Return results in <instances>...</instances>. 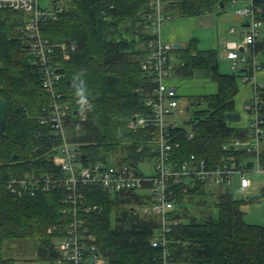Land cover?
<instances>
[{
	"label": "trees",
	"instance_id": "1",
	"mask_svg": "<svg viewBox=\"0 0 264 264\" xmlns=\"http://www.w3.org/2000/svg\"><path fill=\"white\" fill-rule=\"evenodd\" d=\"M234 1L238 0H169L165 16L170 20L221 13ZM62 4L65 10L57 20L42 23V35L57 47L56 63L63 74L59 91L72 109L83 112L80 130L71 127L79 132L72 143L81 146L87 162L108 161L111 156L121 163L143 160L147 133L130 129V124L147 112L144 101L154 89L152 78L142 70L153 50L149 42L156 38L150 0H64ZM254 7L257 19L264 23V0H254ZM29 17L24 11L0 10V97L7 103V124L0 135L1 180L28 171L39 175L57 170L55 158L61 140L50 125L40 121L50 96L42 87L40 71L32 65L27 38L17 29ZM260 48L257 45L258 51ZM174 53L180 59L173 69L176 74L191 76L197 70H210L218 86L216 94L192 99L205 108L186 121L193 127L194 138L182 142L179 160L195 153L211 165L219 163L225 155L223 145L248 134V127L227 120L228 114L237 113L236 98L245 74L222 73L218 53L200 50L196 39ZM81 82L83 107L76 95ZM181 130L188 133L186 128ZM205 188L199 184L188 194L178 191V200L203 194ZM133 192L113 195L99 186L85 187L84 203L92 209L85 216L86 223L107 264H160L161 250L151 243L159 227L155 216L142 217L131 209L117 222L111 220L112 208L131 202L122 198ZM64 196L63 192H50L18 197L0 184V264L17 263L3 255L5 241L29 238L38 241L40 255L50 264L60 259L54 242L60 234L56 230L51 235L48 230L64 224ZM261 198L237 200L224 191L218 196L217 214L200 221L177 211L180 224L170 235L172 264H264V226L248 223L243 208Z\"/></svg>",
	"mask_w": 264,
	"mask_h": 264
},
{
	"label": "built area",
	"instance_id": "2",
	"mask_svg": "<svg viewBox=\"0 0 264 264\" xmlns=\"http://www.w3.org/2000/svg\"><path fill=\"white\" fill-rule=\"evenodd\" d=\"M40 1L0 0V10L10 9L30 14L27 22L18 29L27 38L32 65L40 71L42 87L50 96V103L42 109L40 121L50 125L61 140L60 152L55 158L57 170L39 175L28 171L20 176L0 178V184H4L7 191L18 197L50 192L65 194L62 202L66 206L63 210L66 219L64 224L54 228L60 234L57 249L59 261L63 264H98L103 259L96 237L86 223L85 216L92 209L84 203L85 187L99 186L113 195L123 191L141 192L150 203V207H145L144 211H151L159 222L151 240L152 246L161 250L160 264H172L170 235L180 224V218L176 217L178 191L188 194L199 184L228 187L234 183L247 191L254 186L253 175H264V87L256 82L257 73L262 69L256 61L257 39L262 23L256 17L254 0H248V7L236 10L248 21L245 51L241 52L236 44H228L227 51V58L232 61L234 70L240 65H247L249 69V75H244L241 81L253 84V98L245 106L250 118L248 134L244 139L225 143L224 157L212 165L209 160L195 153L183 161L177 155L182 142L191 141L194 135L181 130L184 127L180 124L183 110L179 93L168 84L173 73L171 57L175 47L163 41L161 29L165 20L169 19L163 15L169 0H150L154 8L150 19L152 33L156 38L149 42L153 50L142 63V70L152 78L154 89L144 101L147 112L136 116L130 124V129L147 133L146 154L139 161L144 170L139 169V162L134 161L122 162L120 166L112 165L109 160L87 162L88 155L83 159L86 154L81 146L70 142L68 129L72 127L76 131L80 130L83 112L73 117L75 110L59 91L63 74L58 71L56 63L57 47L42 35V23L47 19L57 20L65 6L60 0H50V9H44ZM234 32L235 29H232L231 33ZM62 47L67 49L65 45Z\"/></svg>",
	"mask_w": 264,
	"mask_h": 264
},
{
	"label": "rangeland",
	"instance_id": "3",
	"mask_svg": "<svg viewBox=\"0 0 264 264\" xmlns=\"http://www.w3.org/2000/svg\"><path fill=\"white\" fill-rule=\"evenodd\" d=\"M63 2L64 0H61V3ZM242 2H244L243 5H241ZM40 4L42 8L44 9H50L51 7L50 0H41ZM249 4L250 2L248 0H243V1L239 0L238 3H236L235 5H232V8H234L235 10H237L238 8L243 9V8L248 7ZM163 15L164 16L166 15L165 11ZM177 19H180V18H173L170 20L166 19L162 26L161 32L163 31V28L166 25H168L169 23ZM239 27L242 28V26H239ZM261 27H260V30L262 31L264 29V23H262ZM199 33L204 35V38H205V35H207L206 30L200 31ZM163 41L167 42L164 39ZM168 43L174 45V43H171V42H168ZM201 47L206 48L204 40L201 42ZM256 61L259 65H260V62H264V49H260L257 52ZM175 63L179 64L180 62L179 60H176L174 56H172L171 57L172 66L175 65ZM241 68L242 66L240 65L238 70H240ZM221 72L226 73L227 71H225V68L221 66ZM260 72L261 70L257 73L256 82L259 85L264 86V83H262L258 77ZM175 74L176 73H173V75ZM176 76H178V74H176ZM181 76L183 75H180L179 77ZM204 76L205 77H202V78H196L195 75L185 76L189 79H185L186 82H184L181 85V87L178 89L180 93V104H181L180 107L183 110V115L180 119V124L184 128H186L188 132L193 131V127L192 125H188L186 121L191 119L195 111L205 108L204 104L198 105L195 102H192L193 101L192 99L198 96L199 94H207V93L215 92L216 90V83H214L212 79L207 78L206 75ZM239 87H240V91L236 98V109H237V112L240 113L241 115V121L238 123H233V122H230V123H232L234 126L247 128L250 123L249 121L250 118L246 111L245 106H246V103L249 102L253 98V95H254L253 94V84L252 83L246 84L241 81L239 84ZM73 131L74 130L70 128L68 129V132H67V136L71 143H72V140L75 138V135L79 134V132H73ZM262 151L264 152V140L262 142ZM108 160L112 165H115V166H120L122 164L121 161L118 160V158L115 156L109 157ZM141 164H142L141 162L138 163V168L144 170V167H142ZM252 179L255 185L264 184V175H260V174L253 175ZM205 187H206L205 192L203 194L201 193H196L193 195L190 194L184 197L182 200H180V202H178V204L176 205L177 211L180 212L185 217L187 214L188 218L189 216H194L197 218V220L200 221L210 214L211 215L217 214L218 196L220 193H223L224 191H229L232 194L233 198L237 200L248 199V198L252 199L254 197L251 191H244L240 189V187L236 183L228 187L226 186H213V187L205 186ZM131 195L130 196L124 195L122 198V200L128 199V200H131V202L130 201L125 202L126 204L121 203L120 209H118L117 207L112 208L111 220L114 223L117 222L118 218H121L122 216H124L126 214L125 213L126 211L131 210V209H133L136 212V214L141 215L142 217H146V218L154 217L151 211L149 213L144 211L145 207H150V203L146 200V198H144L141 195V192H133ZM137 197H140L142 199L139 200ZM143 199L145 203L144 202L142 203ZM137 200L141 201V203L136 202ZM243 208H244V211L246 212L245 218L248 223L264 226V198L255 203H248ZM187 220L188 219H185V221ZM55 228H57V226ZM48 232L49 234L54 235L55 234L54 232H57V231L56 229L51 227L49 228ZM54 242L57 245H59L60 241L55 240ZM3 255L6 258H13L17 260L16 264H50L46 260V258H43V256L40 255L39 248H38V241L33 238L5 241L3 245ZM54 264H63V263H61L58 260L54 262ZM98 264H107V263L104 259H102V261H100Z\"/></svg>",
	"mask_w": 264,
	"mask_h": 264
},
{
	"label": "crops",
	"instance_id": "4",
	"mask_svg": "<svg viewBox=\"0 0 264 264\" xmlns=\"http://www.w3.org/2000/svg\"><path fill=\"white\" fill-rule=\"evenodd\" d=\"M238 2L239 0L236 3ZM243 4L244 2L241 3V5ZM239 26H242V28ZM232 29H235L234 33H231ZM204 30H206V34H207L205 35V38L204 35L199 33L200 31H204ZM247 30H248L247 19L239 15L236 12V10L232 8L231 5L227 7L226 10H222L221 13H209L197 17L177 19L163 28V31L161 32V37L167 42L174 43V45L181 44V48L185 47L193 39H196L198 42V48L200 50H212L218 53L220 69L222 66L225 68V71H227L224 74H234L239 68L237 70H234L232 66V61L227 58L228 44H236L239 46V50L241 52H244L245 35L247 33ZM203 40L205 41L206 48L201 47V42ZM257 40H258V45L262 46V48L260 49H264V29L262 31L260 30ZM173 56L176 60H179L180 62V59L177 57L175 53L173 54ZM179 64L175 63V65H173V69L175 70V68ZM260 65L262 69L258 77L259 80L262 83H264V62H260ZM241 66L242 68L238 70L237 73L241 72L245 75H249V69L247 65H241ZM193 75H195L196 78H202L205 77L204 75H206L207 78L212 79V72L210 70H203V71L197 70L191 76ZM179 76L180 75L176 76V74L175 75L172 74L171 77L168 79V83L171 86L175 87L177 91L181 87V85L184 82H186L185 79H189L185 76H181V77ZM217 91H218V86L216 84L215 92H211L207 94H199L198 96L213 95L216 94ZM247 191H251L254 197H262L261 199L264 198V184L255 185L254 183V186Z\"/></svg>",
	"mask_w": 264,
	"mask_h": 264
},
{
	"label": "water",
	"instance_id": "5",
	"mask_svg": "<svg viewBox=\"0 0 264 264\" xmlns=\"http://www.w3.org/2000/svg\"><path fill=\"white\" fill-rule=\"evenodd\" d=\"M59 0H55V2H58ZM175 49H180L181 48V44H175L174 45ZM81 113L80 110H75L73 112L74 117L79 116V114ZM227 120L229 122H233V123H238L241 121V115L240 113H230L227 115ZM6 124H7V103L6 100L2 97H0V135H2L5 131L6 128ZM87 155L83 156V159H86ZM59 164L62 163L61 160L58 161ZM134 166V165H133Z\"/></svg>",
	"mask_w": 264,
	"mask_h": 264
},
{
	"label": "clouds",
	"instance_id": "6",
	"mask_svg": "<svg viewBox=\"0 0 264 264\" xmlns=\"http://www.w3.org/2000/svg\"><path fill=\"white\" fill-rule=\"evenodd\" d=\"M76 95L80 98L79 103L83 107L85 104V92L83 88V82H81V85L77 87Z\"/></svg>",
	"mask_w": 264,
	"mask_h": 264
}]
</instances>
